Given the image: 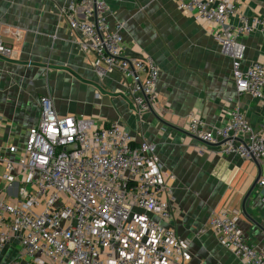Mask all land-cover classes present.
Returning <instances> with one entry per match:
<instances>
[{
    "label": "crops",
    "instance_id": "1",
    "mask_svg": "<svg viewBox=\"0 0 264 264\" xmlns=\"http://www.w3.org/2000/svg\"><path fill=\"white\" fill-rule=\"evenodd\" d=\"M238 14L264 19V0H234ZM68 0H0V34L10 56L0 55V148L23 140L39 120V98L49 95L60 116L83 117L96 128L117 123L134 143L155 145L166 183L164 199L172 210L163 226L188 245L187 264H242L222 247L209 227L214 214L238 218L248 242L264 248L262 190L255 186L264 159L222 154L187 132L195 115L215 129L238 108L254 128L264 127V105L239 94L231 60L215 35L220 28L197 23L176 10L171 0H104L109 24L126 25V58H152L159 78L149 112L138 115L128 81L115 72L96 70L94 57L83 53L62 11ZM78 17L95 21L93 14ZM239 26L238 15L229 20ZM242 69L264 64V32L242 36ZM1 173V169H0ZM259 180V179H258ZM0 183V188H1ZM16 240L0 250V264L20 259Z\"/></svg>",
    "mask_w": 264,
    "mask_h": 264
},
{
    "label": "built area",
    "instance_id": "2",
    "mask_svg": "<svg viewBox=\"0 0 264 264\" xmlns=\"http://www.w3.org/2000/svg\"><path fill=\"white\" fill-rule=\"evenodd\" d=\"M171 1L197 23L220 28L214 38L231 60L236 91L264 105V64L242 69L240 42L264 32V19L238 14L234 0ZM106 9L104 0H68L62 14L80 50L93 55V67L128 81L138 115L147 113L159 69L152 58L124 56L126 25H110ZM79 11L95 21L79 18ZM237 15L234 27L229 20ZM0 55H11L1 34ZM38 103L39 120L23 140L0 148V250L13 239L20 249V259L8 264H187V243L162 224L172 210L155 145L134 143L117 123L96 128L83 117L60 116L49 95ZM187 132L222 154L264 159V127L251 126L238 108L215 129L191 114ZM257 185L264 204V172ZM209 227L242 264H264V248L248 242L235 215L214 214Z\"/></svg>",
    "mask_w": 264,
    "mask_h": 264
},
{
    "label": "water",
    "instance_id": "3",
    "mask_svg": "<svg viewBox=\"0 0 264 264\" xmlns=\"http://www.w3.org/2000/svg\"><path fill=\"white\" fill-rule=\"evenodd\" d=\"M258 179L259 177L256 178L255 182L253 183L252 187L250 188V192L247 194V196L244 198L243 202H242V211L243 213L246 215L245 213V204H246V201L251 193V191L255 188V186L257 185V182H258Z\"/></svg>",
    "mask_w": 264,
    "mask_h": 264
}]
</instances>
